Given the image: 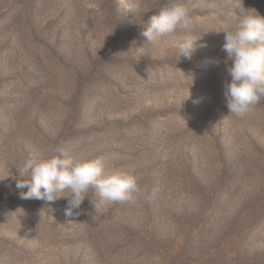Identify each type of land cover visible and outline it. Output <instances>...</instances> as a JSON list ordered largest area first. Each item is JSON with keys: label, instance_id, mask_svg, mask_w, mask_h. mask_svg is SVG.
I'll return each instance as SVG.
<instances>
[{"label": "rangeland", "instance_id": "374dc122", "mask_svg": "<svg viewBox=\"0 0 264 264\" xmlns=\"http://www.w3.org/2000/svg\"><path fill=\"white\" fill-rule=\"evenodd\" d=\"M171 2L0 0V264H264V101L229 113L221 31L264 0H178L188 30L150 44ZM187 34L206 45L190 60ZM55 145L132 170L145 196L90 190L79 216L64 197L21 199L23 160Z\"/></svg>", "mask_w": 264, "mask_h": 264}, {"label": "clouds", "instance_id": "9594fccd", "mask_svg": "<svg viewBox=\"0 0 264 264\" xmlns=\"http://www.w3.org/2000/svg\"><path fill=\"white\" fill-rule=\"evenodd\" d=\"M138 10V6L125 3L122 15L130 22ZM189 22L190 9L178 0H172L150 17L141 35L154 44L158 38L177 29L187 31ZM221 31L225 33L222 49L226 59L231 61L227 69L230 81L224 85L223 95L229 113L243 118L264 101V16L254 10L242 15L231 31ZM200 37L185 35L177 45V55L182 54L190 60L197 47L206 46L197 45ZM144 51L141 48L142 54ZM50 151L53 154L49 157L27 156L23 160L18 170L19 175L26 178H15L21 199L54 202L64 197L67 200L65 215L79 216L84 211L81 205L89 197L90 190L108 203H134L145 196L132 170L118 169L106 174L100 157L74 160L60 145L52 146Z\"/></svg>", "mask_w": 264, "mask_h": 264}]
</instances>
